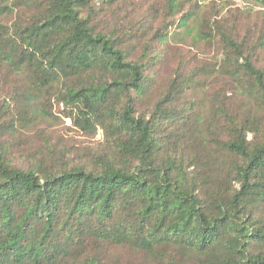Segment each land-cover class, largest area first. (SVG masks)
I'll return each instance as SVG.
<instances>
[{
	"label": "trees",
	"instance_id": "trees-1",
	"mask_svg": "<svg viewBox=\"0 0 264 264\" xmlns=\"http://www.w3.org/2000/svg\"><path fill=\"white\" fill-rule=\"evenodd\" d=\"M0 264H264V0H0Z\"/></svg>",
	"mask_w": 264,
	"mask_h": 264
},
{
	"label": "rangeland",
	"instance_id": "rangeland-1",
	"mask_svg": "<svg viewBox=\"0 0 264 264\" xmlns=\"http://www.w3.org/2000/svg\"><path fill=\"white\" fill-rule=\"evenodd\" d=\"M97 138H98V139L100 138V134L97 135Z\"/></svg>",
	"mask_w": 264,
	"mask_h": 264
}]
</instances>
